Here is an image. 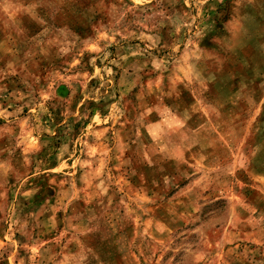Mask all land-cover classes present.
Here are the masks:
<instances>
[{"label":"rangeland","instance_id":"rangeland-1","mask_svg":"<svg viewBox=\"0 0 264 264\" xmlns=\"http://www.w3.org/2000/svg\"><path fill=\"white\" fill-rule=\"evenodd\" d=\"M0 264H264V0H0Z\"/></svg>","mask_w":264,"mask_h":264}]
</instances>
